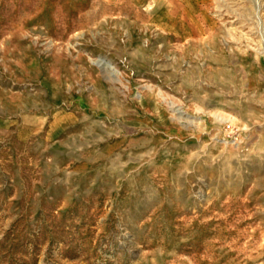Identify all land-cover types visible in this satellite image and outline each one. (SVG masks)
<instances>
[{
  "label": "rangeland",
  "instance_id": "374dc122",
  "mask_svg": "<svg viewBox=\"0 0 264 264\" xmlns=\"http://www.w3.org/2000/svg\"><path fill=\"white\" fill-rule=\"evenodd\" d=\"M0 264H264V0H0Z\"/></svg>",
  "mask_w": 264,
  "mask_h": 264
}]
</instances>
